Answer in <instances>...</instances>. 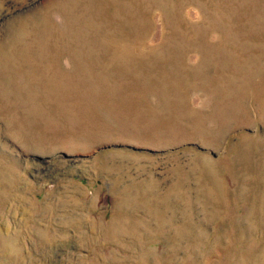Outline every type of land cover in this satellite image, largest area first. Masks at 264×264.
I'll list each match as a JSON object with an SVG mask.
<instances>
[{
	"label": "rangeland",
	"instance_id": "rangeland-1",
	"mask_svg": "<svg viewBox=\"0 0 264 264\" xmlns=\"http://www.w3.org/2000/svg\"><path fill=\"white\" fill-rule=\"evenodd\" d=\"M0 264H264V0H0Z\"/></svg>",
	"mask_w": 264,
	"mask_h": 264
}]
</instances>
